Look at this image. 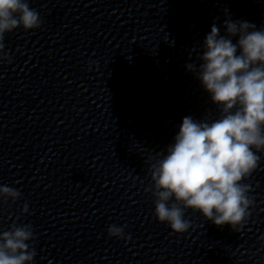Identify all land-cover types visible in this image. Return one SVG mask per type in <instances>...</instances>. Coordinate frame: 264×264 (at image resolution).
<instances>
[{
  "label": "clouds",
  "instance_id": "9594fccd",
  "mask_svg": "<svg viewBox=\"0 0 264 264\" xmlns=\"http://www.w3.org/2000/svg\"><path fill=\"white\" fill-rule=\"evenodd\" d=\"M42 23L29 0H0V61L8 59L6 33L38 29ZM223 26L224 34L215 23L211 26L196 62L186 65L218 106L219 118L184 117L174 143L157 153L150 167L152 184L145 190L154 197V214L175 233L191 227L186 209L239 231L253 203L250 186L242 181L259 166L257 153H264V29L230 17ZM20 195L0 185V200L16 201ZM22 211L28 212L27 204ZM108 235L124 239V228L111 225ZM34 239L29 224L0 231V264H32L36 252L29 242Z\"/></svg>",
  "mask_w": 264,
  "mask_h": 264
}]
</instances>
